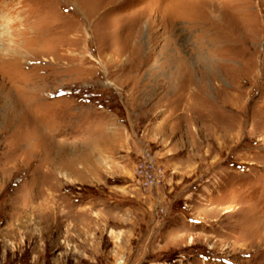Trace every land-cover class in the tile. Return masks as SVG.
<instances>
[{"label":"rangeland","instance_id":"374dc122","mask_svg":"<svg viewBox=\"0 0 264 264\" xmlns=\"http://www.w3.org/2000/svg\"><path fill=\"white\" fill-rule=\"evenodd\" d=\"M118 263L264 264V0H0V264Z\"/></svg>","mask_w":264,"mask_h":264},{"label":"built area","instance_id":"2783aa9c","mask_svg":"<svg viewBox=\"0 0 264 264\" xmlns=\"http://www.w3.org/2000/svg\"><path fill=\"white\" fill-rule=\"evenodd\" d=\"M153 158L147 156L146 161L138 164L136 167L137 174L143 176L150 185H156L159 182L161 173H158L155 166ZM143 174V175H142Z\"/></svg>","mask_w":264,"mask_h":264},{"label":"bare ground","instance_id":"6f19581e","mask_svg":"<svg viewBox=\"0 0 264 264\" xmlns=\"http://www.w3.org/2000/svg\"><path fill=\"white\" fill-rule=\"evenodd\" d=\"M118 264H121V263H118Z\"/></svg>","mask_w":264,"mask_h":264}]
</instances>
